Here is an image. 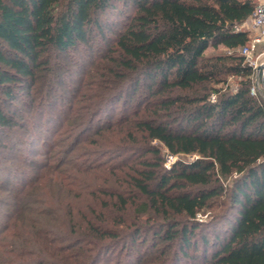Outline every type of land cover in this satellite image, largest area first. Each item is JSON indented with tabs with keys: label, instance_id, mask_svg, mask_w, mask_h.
Listing matches in <instances>:
<instances>
[{
	"label": "trees",
	"instance_id": "obj_1",
	"mask_svg": "<svg viewBox=\"0 0 264 264\" xmlns=\"http://www.w3.org/2000/svg\"><path fill=\"white\" fill-rule=\"evenodd\" d=\"M255 7V0H0V139L18 123L20 85L33 102L45 101L35 96L38 73L46 68L51 82L61 55L85 50L95 67L84 104L63 118L73 138L60 163L45 165L38 184L12 197L10 235L29 251L11 264H98L106 250L144 245L149 233L166 247L153 243L156 257L144 255L160 260L174 247L169 264H264V97L251 93L256 68L241 53L250 33L237 30ZM99 37L105 62H95ZM229 76L239 78L234 89ZM259 81L264 92V75ZM153 140L199 157L167 169ZM98 167L106 170L100 178L77 183L76 173ZM63 197H71L64 219ZM209 209L210 221H199Z\"/></svg>",
	"mask_w": 264,
	"mask_h": 264
},
{
	"label": "rangeland",
	"instance_id": "obj_2",
	"mask_svg": "<svg viewBox=\"0 0 264 264\" xmlns=\"http://www.w3.org/2000/svg\"><path fill=\"white\" fill-rule=\"evenodd\" d=\"M112 16L113 15H109V18L112 19L114 17ZM117 17L119 19L118 15ZM109 33L111 35L114 34L110 31ZM94 44L96 45L94 51L98 54L95 62H105V60H99V57L105 48V45L103 46L101 44L100 37L95 38ZM0 47H2L1 41ZM224 51V47L221 46L217 49L209 48L207 53H221ZM88 53L89 52L84 50L82 52H74L72 56L61 55V58L58 59L57 62L61 67V69L58 70L59 75L57 77L54 75L55 78H52L51 82H48L50 75L46 68H43L38 73V88H40V91L38 90L35 93V96L37 95L36 99L42 97L45 101H41L40 99L33 102L32 95L21 89L23 85H20L16 89V92L20 97L19 99L14 100L13 106L18 107L19 110V113L15 116L18 123L8 129V134L0 139V264H11L14 260V255L20 256V254L29 251V247H23L24 242L22 243L19 239L21 237H14L13 234L10 235L11 230L9 229V226L12 223L10 216L14 215L15 211L12 197L15 194V191L19 188L34 183L38 184L40 173L47 172L48 170L44 166L46 165L48 167V164H59L60 159L64 155V151L67 150V145L72 140L73 136L72 131H66L67 128H69V124L65 123L64 125L63 118L65 117V114H68L69 112V116L73 119L75 117L73 114L75 113L74 110H78L79 106L84 104L82 99L84 98L82 97L83 94L86 92L87 94L89 93V81L93 80L90 75H92L91 72L94 71L95 67H90V65H88L89 59L86 58ZM254 58L259 63V66L264 65V43L257 45ZM256 76L257 72L254 82L257 79ZM238 80L239 78L234 76L228 77V83L230 84L231 89L237 87ZM47 82L49 84H47ZM222 85L226 86V83H220L218 86ZM256 93L261 97H264L261 84L259 89L256 90ZM0 95L2 96L1 89ZM116 105V114L118 115L123 112L125 106L122 105V102ZM133 105H135V102L131 103L132 107ZM72 106H74V109L69 110ZM9 108L10 107H8V109ZM11 110L14 112L16 108H12ZM106 116L107 115H102L100 119L94 122L95 125H98L101 120L104 121ZM152 143L160 146L163 166L167 169L171 168L175 162H189L199 157L198 154H171L162 143L156 140H153ZM77 147L79 148V146ZM78 150L79 149L73 151L71 156L75 155ZM65 168L68 169L71 167L63 165L62 169ZM105 171L106 170L98 167L97 169L86 172H75L77 174L76 181L79 183V179H81V181L86 183L91 182V179H93L94 176L100 178V175H103ZM222 181L224 183L229 182V180ZM40 182L43 185L45 184L47 188L51 187L50 182L47 180L42 179ZM76 186L78 187L80 185L78 184ZM70 198L66 199V201L64 200V197L62 199L59 211L61 217L63 216L67 218L62 207L65 208L64 204L69 202ZM84 204H87V201L82 202L81 206H84ZM211 213V209L206 212H201L198 214L197 219L199 221H204V223H208L212 215ZM26 214L28 216L38 217L36 212L33 214V212L29 213L27 211ZM129 217L130 216H128V218ZM31 219H33V217H31ZM18 234L21 233L18 232ZM149 234L150 235L144 245L138 243L133 248L130 245L129 248V246L123 247L122 244L118 248L106 250L98 264H140V258H146L149 256V254L147 256L144 255L147 252L152 253L150 254L151 256L153 255L152 257H156V254L152 249V244L157 243L158 247L164 246V248L166 246L162 240H155L151 237V233ZM175 250L174 247H167L165 253L160 259L164 262H160L159 259H152L149 256V259L145 264H169L171 258L175 256ZM181 264H194V261L185 260Z\"/></svg>",
	"mask_w": 264,
	"mask_h": 264
},
{
	"label": "built area",
	"instance_id": "obj_3",
	"mask_svg": "<svg viewBox=\"0 0 264 264\" xmlns=\"http://www.w3.org/2000/svg\"><path fill=\"white\" fill-rule=\"evenodd\" d=\"M247 26V27H246ZM237 30H246L249 31V42L242 47L241 53L246 56L247 61L255 66L257 76L256 80L251 88V93L255 94L256 90L260 87L259 77L264 75V65L261 71L258 70L259 63L254 58V54L257 48V45L264 43V0L256 1V7L253 15L239 27ZM212 99L215 100V96H212Z\"/></svg>",
	"mask_w": 264,
	"mask_h": 264
},
{
	"label": "water",
	"instance_id": "obj_4",
	"mask_svg": "<svg viewBox=\"0 0 264 264\" xmlns=\"http://www.w3.org/2000/svg\"><path fill=\"white\" fill-rule=\"evenodd\" d=\"M263 68V65L259 66L258 70L261 71Z\"/></svg>",
	"mask_w": 264,
	"mask_h": 264
}]
</instances>
